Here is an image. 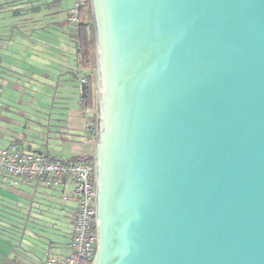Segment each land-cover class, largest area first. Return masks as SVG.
Listing matches in <instances>:
<instances>
[{
    "label": "water",
    "instance_id": "95a60500",
    "mask_svg": "<svg viewBox=\"0 0 264 264\" xmlns=\"http://www.w3.org/2000/svg\"><path fill=\"white\" fill-rule=\"evenodd\" d=\"M91 264H264V0H89Z\"/></svg>",
    "mask_w": 264,
    "mask_h": 264
},
{
    "label": "crops",
    "instance_id": "0c3cea01",
    "mask_svg": "<svg viewBox=\"0 0 264 264\" xmlns=\"http://www.w3.org/2000/svg\"><path fill=\"white\" fill-rule=\"evenodd\" d=\"M77 2L0 0V148L14 144L61 163L93 157L79 83L93 69L80 63L71 20ZM52 189L0 179V264H46L47 255H68L76 224L74 185L63 179ZM51 203L58 209L49 210ZM31 211L37 212L34 223L27 222Z\"/></svg>",
    "mask_w": 264,
    "mask_h": 264
},
{
    "label": "built area",
    "instance_id": "2783aa9c",
    "mask_svg": "<svg viewBox=\"0 0 264 264\" xmlns=\"http://www.w3.org/2000/svg\"><path fill=\"white\" fill-rule=\"evenodd\" d=\"M85 1L78 0L72 14V22L77 23V9ZM79 83L83 98L87 86L86 77L80 78ZM82 111L85 118L86 138L95 145L98 133L97 99L92 109L84 108ZM1 178L26 184L41 183L50 188L60 187L63 179H69L74 185L73 198L77 202L76 224L69 243V253L64 258L47 255L46 264H91L97 245L94 159L90 163L49 161L41 155L24 152L18 146L11 144L6 148H0Z\"/></svg>",
    "mask_w": 264,
    "mask_h": 264
},
{
    "label": "trees",
    "instance_id": "16d2710c",
    "mask_svg": "<svg viewBox=\"0 0 264 264\" xmlns=\"http://www.w3.org/2000/svg\"><path fill=\"white\" fill-rule=\"evenodd\" d=\"M77 41H78V54L80 57L81 67L84 70H91L95 66V54H94V29L92 25V19L90 14L89 0H86L81 7L77 9ZM87 86L83 95L81 106L82 109H92L96 105L95 94V81L93 77H86ZM93 157L75 159L66 163H75L77 161H83L90 163ZM64 163V162H62ZM88 264V263H85Z\"/></svg>",
    "mask_w": 264,
    "mask_h": 264
},
{
    "label": "rangeland",
    "instance_id": "374dc122",
    "mask_svg": "<svg viewBox=\"0 0 264 264\" xmlns=\"http://www.w3.org/2000/svg\"><path fill=\"white\" fill-rule=\"evenodd\" d=\"M92 77L94 78V81H95V94H96V92H97V80H96V67L94 66V68H93V73H92ZM31 184H34V183H31ZM46 188H48V190H53L52 188H50V187H47V186H45ZM37 202L35 201V204H36ZM48 207V209L50 210V208L51 209H58L57 208V205L55 206V203H51V204H48L47 205ZM32 209H33V207H32ZM53 209V210H54ZM34 210H35V208H34ZM31 214L29 215V217H28V219L29 220H27V222H29V223H34V221H36V219H37V217H36V213L37 212H30ZM51 215H54L55 216V213H53V214H51ZM56 217L57 216H55V218H51V220L53 221V222H55V221H57L56 220ZM47 219H49V217H47ZM47 223V226H52V225H55V224H53V223H51V222H46ZM37 223L35 222V225H36Z\"/></svg>",
    "mask_w": 264,
    "mask_h": 264
}]
</instances>
